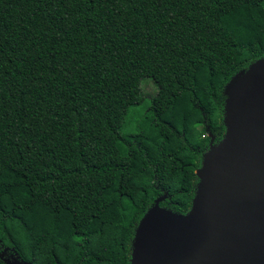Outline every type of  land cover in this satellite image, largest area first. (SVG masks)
Wrapping results in <instances>:
<instances>
[{
	"label": "trees",
	"instance_id": "obj_1",
	"mask_svg": "<svg viewBox=\"0 0 264 264\" xmlns=\"http://www.w3.org/2000/svg\"><path fill=\"white\" fill-rule=\"evenodd\" d=\"M262 60L264 0H0V264H130Z\"/></svg>",
	"mask_w": 264,
	"mask_h": 264
},
{
	"label": "water",
	"instance_id": "obj_2",
	"mask_svg": "<svg viewBox=\"0 0 264 264\" xmlns=\"http://www.w3.org/2000/svg\"><path fill=\"white\" fill-rule=\"evenodd\" d=\"M223 139L196 171L182 218L154 208L134 235L130 264H264V60L231 93Z\"/></svg>",
	"mask_w": 264,
	"mask_h": 264
},
{
	"label": "rangeland",
	"instance_id": "obj_3",
	"mask_svg": "<svg viewBox=\"0 0 264 264\" xmlns=\"http://www.w3.org/2000/svg\"><path fill=\"white\" fill-rule=\"evenodd\" d=\"M141 94L145 99H150L156 94V86L149 78H145L144 80H142ZM225 118H227L225 122L228 123V119H229L228 112H225L224 119ZM200 190L201 187H196L195 192L199 193Z\"/></svg>",
	"mask_w": 264,
	"mask_h": 264
}]
</instances>
